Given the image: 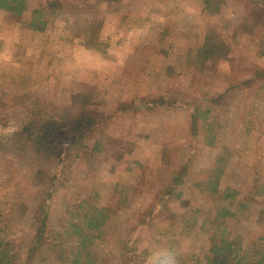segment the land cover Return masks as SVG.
I'll use <instances>...</instances> for the list:
<instances>
[{
  "label": "rangeland",
  "instance_id": "374dc122",
  "mask_svg": "<svg viewBox=\"0 0 264 264\" xmlns=\"http://www.w3.org/2000/svg\"><path fill=\"white\" fill-rule=\"evenodd\" d=\"M203 1L27 0L22 18L0 11V137L20 130L33 108L59 111L82 95L100 123L87 146L103 136L131 144L120 161L52 158L36 148L0 152V227L14 264H59L49 253L27 263L49 185L47 224L55 230L83 200L109 209L91 249L95 264H205L221 208L236 214L221 226L235 242L244 250L257 242L264 232V78L218 104L211 99L264 72V18L254 20L256 9L244 0H225L217 15L203 12ZM34 11L43 31L28 27ZM206 36L228 53L214 70L199 71L195 56ZM133 102L134 110L124 108ZM208 111L192 136L191 116ZM185 164L182 196L163 208L156 198ZM216 179L211 194L206 183ZM226 189L237 196L225 199Z\"/></svg>",
  "mask_w": 264,
  "mask_h": 264
},
{
  "label": "trees",
  "instance_id": "16d2710c",
  "mask_svg": "<svg viewBox=\"0 0 264 264\" xmlns=\"http://www.w3.org/2000/svg\"><path fill=\"white\" fill-rule=\"evenodd\" d=\"M105 1L115 2L117 0ZM224 2L225 0H204L202 10L207 14L217 15ZM244 2L247 8L256 9L254 14L257 15V18L254 20H258V18L263 20L264 1L244 0ZM26 10L27 0H0V11L7 12L17 18H22ZM39 13V11H34L32 19L28 22V27L35 31H43L46 27V22L37 17ZM227 53L228 47L223 42H217L213 37L206 36L196 51L195 69L199 71L214 70ZM257 78L263 79L264 72L255 70L253 77L228 87L222 94L213 97L211 102L218 104L222 100L229 99L233 92L238 91L239 88H252ZM89 104L88 97L74 95L70 104L59 111H50L40 107L33 108L30 117L20 130L14 131L6 137H0V152L5 151L8 147L19 153L36 148L42 155L52 158H79L81 155L88 154L89 157L94 156L105 160H122L130 153L131 144L129 142L103 136L101 139L95 140L91 147L87 146L86 142L93 136L100 124L95 115L87 113ZM133 105L134 102L123 106L126 109L134 110ZM207 114L209 111L204 115L195 113L191 116L192 136H196V118L201 117L205 123ZM206 129V144L212 146L215 135L212 132L211 123H206ZM169 151L167 146L163 147L161 161L163 165H166L165 155H168ZM187 168L188 166L185 164L177 172L174 167L166 189L156 198L157 204L165 208L167 201L181 198L182 191L179 188L185 184ZM37 178L43 180L45 174L37 172ZM55 180L56 178L53 177L50 182L55 183ZM212 181L206 183V188L208 187L211 194H217V179ZM197 186L204 188V184L201 185V183ZM53 191L54 187L49 185L45 198L39 203L36 213L40 218L39 234L28 250L27 263L33 261L36 254L49 253L59 264H95L91 249L93 244L104 235L105 225L110 218L109 209L83 200L76 204L75 209L68 207L65 210L63 223L59 230H55L47 224L48 201ZM223 194L225 199L230 200L237 196L235 191L229 189H226ZM243 206L240 204V207ZM235 217L236 214L228 209L221 208L217 211L215 231L210 237V247L205 264H264V232L258 237L255 244L244 250L231 238L226 228L221 227L224 220ZM260 219L264 221V209L260 213ZM11 256L5 227H0V264H14Z\"/></svg>",
  "mask_w": 264,
  "mask_h": 264
}]
</instances>
